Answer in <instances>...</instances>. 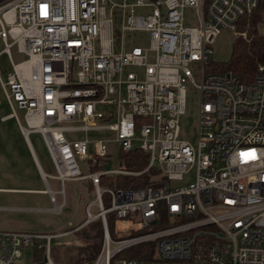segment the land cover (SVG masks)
<instances>
[{"label":"built area","instance_id":"1","mask_svg":"<svg viewBox=\"0 0 264 264\" xmlns=\"http://www.w3.org/2000/svg\"><path fill=\"white\" fill-rule=\"evenodd\" d=\"M260 2L0 3L1 53L11 65L0 77L11 109L1 120L14 118L30 146L29 135L41 138L54 169L41 172L52 212L65 207V181L90 182L84 223L72 227L99 220L92 264H264V63L249 82L210 69L218 32L237 35L240 18ZM135 31L147 34V46L128 45ZM13 46L22 61L12 62ZM188 90L198 95L193 141L180 131ZM135 150L145 157L143 169H103L113 153L123 162ZM142 173L148 183L136 188L102 184ZM71 232L0 230V264H25L23 249L33 243L44 248L35 264H56L50 240Z\"/></svg>","mask_w":264,"mask_h":264},{"label":"rangeland","instance_id":"2","mask_svg":"<svg viewBox=\"0 0 264 264\" xmlns=\"http://www.w3.org/2000/svg\"><path fill=\"white\" fill-rule=\"evenodd\" d=\"M3 1L11 0H0ZM262 2V0H261ZM260 2V3H261ZM140 12V10H136ZM262 19L257 25L258 31L264 34V6L262 8ZM185 17L188 23L194 21L195 16L190 9L184 10ZM238 36L242 38L246 37L245 30H238ZM235 34L225 28H222L214 39L212 46L211 58L214 63H224L230 57L231 48L233 45V39ZM128 45L133 46H147V34L140 31H135L130 34ZM3 47V42L0 39V49ZM10 58L13 63L22 61L25 56L16 50L13 46L10 49ZM11 67L8 64L7 55L0 54V74L4 78V72L10 71ZM197 92L188 90L185 95V111L181 115L180 119V131L183 136L193 141L196 128V114L198 109ZM11 112L9 109L5 95L3 94L0 86V118L3 115H7ZM18 121L20 124L25 125L22 119V112L18 111ZM82 134H77L79 137ZM89 137L97 138L99 134L92 133ZM32 148L36 154L39 166L48 174L54 173L53 168L50 166V162L47 154L45 153L41 138L38 134L32 133L29 135ZM114 159L108 161L103 165L104 170L111 168H118L119 153H113ZM47 183L54 190L60 189L59 182L53 179H47ZM177 185L178 182H173ZM81 187L84 189L86 183H76L65 181V188L67 191V204L63 209V213L56 215L54 213H32V212H16V211H0V230H15L26 231L31 233L42 232L44 234H51L61 231L65 228L66 223L70 221V224H78L86 218V211L84 209L85 203L89 199L83 198L77 200L76 192ZM31 189L42 190L44 189L43 183L40 181L39 171L35 168L34 162L31 159V155L28 153L25 141L22 137L19 124H17L14 118H7L0 120V207H29V208H50V202L43 194H25L21 192H12L9 189ZM58 200L60 201V197ZM10 222L11 225L7 226ZM114 225V223H113ZM116 225L113 226L112 235H114ZM85 230V229H84ZM83 231V230H82ZM81 232V231H80ZM79 232L73 240L72 235L53 237L50 240L49 257L56 264H78L81 263V249L79 246H84L87 243L82 241L79 237ZM72 242V244H66ZM101 241V240H100ZM102 242V241H101ZM101 244V243H100ZM127 252H124L117 256V258L126 257ZM44 248H38L35 243L24 247L22 258L25 260V264H35L37 261L43 260Z\"/></svg>","mask_w":264,"mask_h":264},{"label":"trees","instance_id":"3","mask_svg":"<svg viewBox=\"0 0 264 264\" xmlns=\"http://www.w3.org/2000/svg\"><path fill=\"white\" fill-rule=\"evenodd\" d=\"M264 0L252 10V13L240 18L238 23V30H245L246 37L236 35L233 39V45L230 52V58L224 63H214L211 61L210 69L214 72H229L236 76L242 82H249L254 75L255 69L259 64L264 63V34L259 33L258 24L262 19V8ZM125 168L130 170L143 169L146 166V160L139 150L128 152L126 154V161L121 163ZM115 181L110 178L102 179V184L112 185L121 188H136L148 183L147 175L142 173L137 177L132 176H116ZM106 223L108 225L109 233L112 234L114 216L110 214ZM102 228L99 222L90 225L88 230L80 232V238L88 242L84 246H79L82 256L81 263L78 264H92L99 251L101 243ZM72 264V263H69Z\"/></svg>","mask_w":264,"mask_h":264},{"label":"crops","instance_id":"4","mask_svg":"<svg viewBox=\"0 0 264 264\" xmlns=\"http://www.w3.org/2000/svg\"><path fill=\"white\" fill-rule=\"evenodd\" d=\"M1 39V38H0ZM1 41H2V39H1ZM1 49H0V54H2L1 53ZM5 54V53H4ZM7 60H8V58H7ZM8 64L10 65V63H9V60H8ZM10 67H11V65H10ZM6 72H8V71H5L4 73H6ZM5 75V74H4ZM0 77H2L1 76V74H0ZM2 118V117H1ZM1 118H0V120H1ZM3 120V119H2ZM1 120V121H2ZM24 141H25V139H24ZM25 144H26V147H27V150H28V153L31 155V159H32V161L34 162V165H35V168H37L38 169V171H39V177H40V181H41V183H43V180H42V178H41V172H43V173H46L40 166H39V162H38V160H37V157H36V154L34 153V151H33V148H32V145L30 146L26 141H25ZM51 166V165H50ZM51 168H52V166H51ZM54 170V169H53ZM51 174V173H50ZM51 179V178H50ZM54 180V179H53ZM56 181V180H55ZM71 182V181H70ZM72 182H76V183H82V182H85L86 183V187L84 188V189H81V187H79V189L77 190V192H76V198H77V200H82L83 198H88L89 199V201H91L92 199H93V196H92V187H91V185H90V182L89 181H87V180H79V181H72ZM43 185H44V189H42V190H36V189H34V190H31V189H24V188H19V189H9V191H14V192H21V193H25V194H34V193H38V194H43L42 193V191H44L45 190V183H43ZM48 186H50L49 184H48ZM64 197H65V206H66V204H67V198H66V195H67V191H66V188H65V182H64ZM51 188V187H50ZM1 190V189H0ZM43 195H45V194H43ZM46 196V195H45ZM46 198H48L47 196H46ZM48 200H49V198H48ZM88 201V202H89ZM49 202H50V200H49ZM87 202V203H88ZM87 203H85V206H86V204ZM50 205H51V202H50ZM85 206H84V209H85ZM50 208H51V206H50ZM50 208H48V209H43V208H39V207H35V208H29V207H20V208H12V207H7V206H5V207H0V211H7V210H9V211H16V212H20V211H24V212H32V213H44V212H47V213H54V212H52L51 210H50ZM65 208V207H64ZM63 208V209H64ZM63 209L61 210V213H63ZM60 213V214H61ZM54 214H56V215H60V214H57V213H54ZM85 220V219H84ZM84 220L83 221H80V223H84ZM95 222H99V220H95L94 222H91V223H88V224H84V225H82V227H80V229H78V230H75V228L74 227H72V226H74V224H70V226H69V223H71L70 221H68L67 223H66V226H65V228L63 229V230H61V231H65L66 229H70L71 228V230H72V232L71 233H69L68 235H72V237H73V240L75 239V237L77 236V234H78V232L80 233V231H82V230H88L89 229V227H90V225H92V224H94ZM80 223H78V224H75V225H79ZM99 224H100V222H99ZM11 225V223L10 222H8L7 223V226H10ZM101 226V225H100ZM101 228H102V226H101ZM58 232H60V231H58ZM39 233H42V232H39ZM55 233H57V232H55ZM51 234H54V233H51ZM79 237H80V234H79ZM101 238H102V234H101ZM80 239H82V238H80ZM83 241V240H82ZM72 242H74V241H72ZM72 242H68L67 241V243L66 244H72ZM84 242H86V241H84ZM87 244H88V242H86Z\"/></svg>","mask_w":264,"mask_h":264}]
</instances>
